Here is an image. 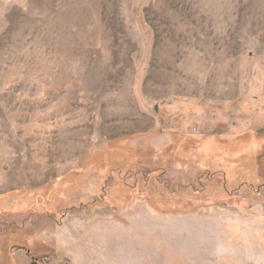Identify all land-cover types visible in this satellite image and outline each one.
Wrapping results in <instances>:
<instances>
[{"label":"rangeland","instance_id":"374dc122","mask_svg":"<svg viewBox=\"0 0 264 264\" xmlns=\"http://www.w3.org/2000/svg\"><path fill=\"white\" fill-rule=\"evenodd\" d=\"M0 264H264V0H0Z\"/></svg>","mask_w":264,"mask_h":264},{"label":"crops","instance_id":"0c3cea01","mask_svg":"<svg viewBox=\"0 0 264 264\" xmlns=\"http://www.w3.org/2000/svg\"><path fill=\"white\" fill-rule=\"evenodd\" d=\"M258 82V81H257ZM257 91V90H256ZM259 91V90H258ZM259 93V92H258ZM233 251L232 247H229L228 251Z\"/></svg>","mask_w":264,"mask_h":264}]
</instances>
